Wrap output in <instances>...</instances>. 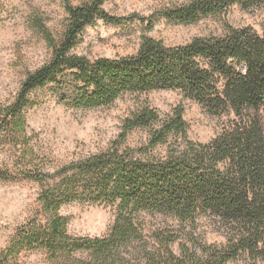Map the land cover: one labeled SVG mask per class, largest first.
Returning <instances> with one entry per match:
<instances>
[{"label": "trees", "instance_id": "obj_1", "mask_svg": "<svg viewBox=\"0 0 264 264\" xmlns=\"http://www.w3.org/2000/svg\"><path fill=\"white\" fill-rule=\"evenodd\" d=\"M64 1L69 16L60 38L36 21L53 49L51 59L28 73L14 102L1 111L0 132L21 145L26 158L35 153L24 113L46 90L83 109L112 105L126 93L179 90L225 121L211 141L196 142L182 106L166 116L144 106L125 119L121 140L110 148L55 172L27 170L24 178L42 184L43 219L21 227L3 257L28 247L44 250L51 264H264V32L228 26L224 35L175 46L143 35L136 54L92 60L75 52L86 28L99 19L115 24L130 19L108 13L107 0ZM234 5L264 11V0H190L140 20L148 29L160 18L189 25ZM137 128L148 130V143L122 149L126 133ZM161 147L165 152L156 153ZM0 178L13 175L1 170ZM72 202L114 207L109 233L70 234L69 218L60 210ZM143 213L172 216L185 228L209 217L225 240L208 243L190 235L176 252L173 244L182 235L158 230L151 243Z\"/></svg>", "mask_w": 264, "mask_h": 264}, {"label": "rangeland", "instance_id": "obj_2", "mask_svg": "<svg viewBox=\"0 0 264 264\" xmlns=\"http://www.w3.org/2000/svg\"><path fill=\"white\" fill-rule=\"evenodd\" d=\"M87 1L71 0V3L80 5ZM189 1L107 0L104 8L108 13L130 20L115 24L99 19L80 35L75 52L92 60L119 58L136 54L143 35L175 46L198 36L224 35L228 26H252L258 32H264V11L245 10L240 5L189 25L160 18L152 29H148L147 22L140 20ZM68 16L64 0H0V119L2 109L14 102L28 73L52 57L53 49L36 21H41L54 37L60 38ZM38 97V104L24 113L34 156L26 158L22 146L7 133L0 132V171L8 170L13 175L12 179L0 178V264H51L47 253L37 248L27 247L8 259L3 257L21 227L35 218L43 219L39 201L42 184L24 178L27 170L55 172L72 161L110 148L115 141L121 140L125 119L144 106L157 109L162 116L182 106L189 124V136L196 142L211 141L225 121L208 113L179 90L126 93L112 105L91 109L61 103L49 90L39 93ZM148 140V130L137 128L126 133L120 147L136 149ZM164 152L165 147L157 148L156 153ZM60 212L69 218L68 230L76 237H103L109 233L116 218L114 207L98 203L72 202L64 204ZM141 220L151 243H155L152 234L158 230H172L182 235L173 244L176 252H179L181 241L187 242L190 235L208 243L225 240V233L209 217H203L194 227L187 228L174 217L163 214L143 213ZM184 229L189 232L185 234Z\"/></svg>", "mask_w": 264, "mask_h": 264}]
</instances>
